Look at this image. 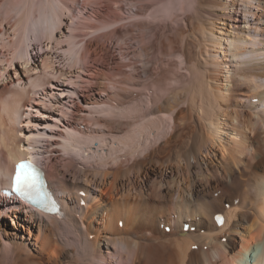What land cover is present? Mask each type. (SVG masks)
I'll list each match as a JSON object with an SVG mask.
<instances>
[{
	"label": "bare ground",
	"instance_id": "bare-ground-1",
	"mask_svg": "<svg viewBox=\"0 0 264 264\" xmlns=\"http://www.w3.org/2000/svg\"><path fill=\"white\" fill-rule=\"evenodd\" d=\"M42 39L68 68L38 50ZM0 47V188L36 150L64 209L58 218L0 196V264H250L259 254L264 0H0ZM41 58L43 70L1 83L6 66ZM75 69L86 76L69 77L81 85L50 135L63 141L32 128L25 143L36 96L46 104Z\"/></svg>",
	"mask_w": 264,
	"mask_h": 264
},
{
	"label": "rangeland",
	"instance_id": "rangeland-1",
	"mask_svg": "<svg viewBox=\"0 0 264 264\" xmlns=\"http://www.w3.org/2000/svg\"><path fill=\"white\" fill-rule=\"evenodd\" d=\"M79 1H80V3H82V0H79ZM128 6H130V5H128ZM103 7L104 6H100V7H97V8L101 9ZM78 20L79 19H77V18L74 19V20L66 19V23H65L66 25L62 28V29H64L63 31L66 32V33H70L71 30L69 29L68 25L70 26L71 23H72L71 25H73V24L77 23ZM7 27L9 28V26H7ZM10 32H11V30H10ZM58 36H62V38H65V37H63V36H65V34L62 33V32H60L58 34ZM37 41H39V40H37ZM37 41H35V42H37ZM42 42H43V44H39V43H41L40 41L38 42V44H39L38 45V50L41 51V52L46 51L47 53H49V55H51V56L53 55L54 56V60L56 61L55 65H56V67H58V69L59 68L61 69L63 67H64L63 69L68 68V65L65 64V62H64L65 58H62V59L56 58V55H55V50L56 49L52 47L53 44H51V40L42 39ZM133 43H134V45L132 44L133 45L132 46L133 49L140 48V44H138L135 40L133 41ZM110 44H109L110 45L109 47H110V50H112L111 52H113L112 54L117 55L121 61H124L125 59L121 58L120 52L117 49V46H116L115 42L113 41ZM30 47L33 48V46H30ZM30 47H29V50H31ZM134 47H136V48H134ZM41 48H43V49H41ZM2 50H4V49H2ZM131 50H132V48H131ZM152 51L153 50H151V52ZM1 56H3V55H1ZM1 56H0V60L2 58ZM61 62H63V63H61ZM0 64L2 65L1 61H0ZM63 65H65L66 67L63 66ZM101 65L102 64L99 63L100 67H102ZM154 66H156V64ZM37 67H38V69L40 67V69L43 70V59L42 58L37 63H34L33 59H31L29 61V63H24L23 60L20 61V62L18 60H16V61H14V65H10V66L8 65V66L5 67V73L6 74L10 73L11 77L8 78V79L7 78H5V79L2 78L3 80H1V83H3L2 81H5L6 83L7 82L11 83V81H13V80L16 81L20 77L26 79L27 77H30V75L36 73V68ZM31 68L32 69L35 68V69L31 70ZM27 69H29V70H27ZM68 70L71 71V69H68ZM75 71L76 72H74V71L73 72H69L67 74V76H66L67 78L64 77L63 78L64 80L62 79L63 81L58 84V87L49 86V88H48L49 89L48 90L49 95L51 93H53V94H51L48 97H45V99L47 101L46 104H48V105L44 104L43 101L40 100V98H39L40 95L36 96L37 100H35V102H34L36 105H35L34 111H33V121L31 123L23 122L21 124L22 125L21 127H25V129H24L23 132L22 131L19 132L20 133L19 136L25 140V143H28L27 136L30 134V131H31L32 128L35 131L39 130L41 132L43 131L44 133L49 134L48 136H43L44 139H50L51 141H54L57 138V137L54 138V136H50V135L51 134H55L58 131H60V129H62L61 128L62 127L61 122H59L58 118H68L70 116V114H71L70 107L72 108V104L70 103V100L74 96H72V94L68 90H72L73 89L72 87H74V86L80 87L79 86L80 83L79 84L78 83L77 84H72L71 81L69 80V77H73L74 76V78L76 77V80L79 81L80 79L77 77L78 76L77 73L86 76L85 72L83 70H81V69H75ZM152 72L154 74H156V72H159V69L158 68H154V70ZM7 75L9 76V74H7ZM65 81H67V82H65ZM86 92H87V90H86ZM52 95H53V97H51ZM41 97L44 98V95L42 93H41ZM48 98L51 99V100H49ZM51 103H53V104L50 105ZM46 106H47V108H46ZM37 108H38V110H37ZM62 109H64L65 112L62 111ZM55 124H58V126L55 125ZM49 136L52 137L53 139L50 138ZM57 139H59L60 141H63V139H60V138H57ZM22 145H24V143ZM94 145H95L94 148L92 150L90 149V151H92V152H93L94 149H97V146H98L97 143H95ZM27 147L28 146L26 145L25 148H27ZM104 152H107V149H105ZM59 154H60L61 157L58 158L59 159L58 162H59V164L63 165V163L65 162L64 158L67 157V154L64 151L60 152ZM260 248L261 249H259L260 252L258 254L259 257H261L262 252L264 251V245L262 247L260 246ZM258 255H255L254 257L250 258V259H252V261H250V264H258V260H257V259H259ZM256 260H257V263H256ZM260 264H264V261L260 262Z\"/></svg>",
	"mask_w": 264,
	"mask_h": 264
},
{
	"label": "snow or ice",
	"instance_id": "snow-or-ice-1",
	"mask_svg": "<svg viewBox=\"0 0 264 264\" xmlns=\"http://www.w3.org/2000/svg\"><path fill=\"white\" fill-rule=\"evenodd\" d=\"M25 166L20 165V169L22 170ZM31 184L28 182V177L22 174V171H17L15 177V190L22 191L25 187H30Z\"/></svg>",
	"mask_w": 264,
	"mask_h": 264
}]
</instances>
